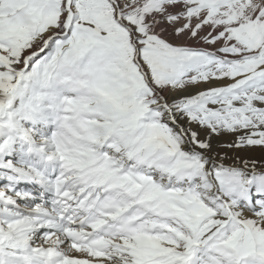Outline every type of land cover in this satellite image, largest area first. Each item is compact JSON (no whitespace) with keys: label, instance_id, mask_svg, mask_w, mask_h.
Wrapping results in <instances>:
<instances>
[{"label":"snow or ice","instance_id":"snow-or-ice-1","mask_svg":"<svg viewBox=\"0 0 264 264\" xmlns=\"http://www.w3.org/2000/svg\"><path fill=\"white\" fill-rule=\"evenodd\" d=\"M0 264H264V0H0Z\"/></svg>","mask_w":264,"mask_h":264}]
</instances>
